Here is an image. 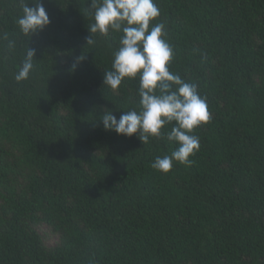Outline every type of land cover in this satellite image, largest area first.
<instances>
[{
    "label": "trees",
    "instance_id": "1",
    "mask_svg": "<svg viewBox=\"0 0 264 264\" xmlns=\"http://www.w3.org/2000/svg\"><path fill=\"white\" fill-rule=\"evenodd\" d=\"M154 2L169 70L211 117L167 174L151 165L174 142L101 123L139 111L138 77L103 86L123 33L86 45L91 0H42L51 23L25 37L19 0H0V264H264V0Z\"/></svg>",
    "mask_w": 264,
    "mask_h": 264
},
{
    "label": "clouds",
    "instance_id": "2",
    "mask_svg": "<svg viewBox=\"0 0 264 264\" xmlns=\"http://www.w3.org/2000/svg\"><path fill=\"white\" fill-rule=\"evenodd\" d=\"M19 3L22 15L17 25L25 37L32 38L50 25L42 0H34V7L25 0ZM91 9L94 23L88 28L86 45L95 43L91 34L107 37L110 30L123 33L120 47L114 53L112 70L103 73V86L118 91L126 78H139V111L120 112L117 119L112 110L106 109L101 118L104 130L128 138L135 135L143 145L150 139L166 136L176 147L170 154L157 156L151 167L165 174L172 170L174 163L190 167L191 157L200 148L199 137L192 133L211 117L197 85L169 70L174 52L164 38L165 26L156 23L150 28V23L160 16L159 7L154 0H91ZM8 46L14 47V42L10 41ZM34 58L35 50L28 47L15 75L18 83L29 78ZM173 122L170 132L162 131Z\"/></svg>",
    "mask_w": 264,
    "mask_h": 264
},
{
    "label": "rangeland",
    "instance_id": "3",
    "mask_svg": "<svg viewBox=\"0 0 264 264\" xmlns=\"http://www.w3.org/2000/svg\"><path fill=\"white\" fill-rule=\"evenodd\" d=\"M56 243H57V240L55 238H53V237L47 238V244L49 246H54Z\"/></svg>",
    "mask_w": 264,
    "mask_h": 264
}]
</instances>
